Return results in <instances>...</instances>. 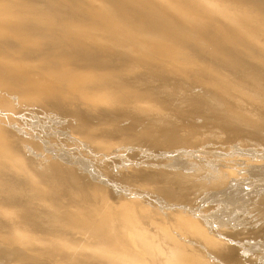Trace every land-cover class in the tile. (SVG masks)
Returning a JSON list of instances; mask_svg holds the SVG:
<instances>
[{
	"label": "bare ground",
	"instance_id": "bare-ground-1",
	"mask_svg": "<svg viewBox=\"0 0 264 264\" xmlns=\"http://www.w3.org/2000/svg\"><path fill=\"white\" fill-rule=\"evenodd\" d=\"M263 156L264 0H0V264H249Z\"/></svg>",
	"mask_w": 264,
	"mask_h": 264
},
{
	"label": "rangeland",
	"instance_id": "rangeland-1",
	"mask_svg": "<svg viewBox=\"0 0 264 264\" xmlns=\"http://www.w3.org/2000/svg\"><path fill=\"white\" fill-rule=\"evenodd\" d=\"M198 90V89H197ZM193 91H194V89L192 90V93H193ZM195 91H196V89H195ZM194 91V94L195 93H198L197 91L195 92ZM199 91V90H198ZM200 92V91H199ZM198 119H199V121L201 122V120H200V118H196L195 119V121H196V123H199V121H198ZM209 133V134H208ZM206 135H208V136H206L207 138H204V139H207V140H204V141H202L201 143H200V145H198L199 147H197L196 148V150L199 152H196V151H193V152H196V154H194L193 152H191V156L189 155V153H181V152H179L180 150L179 149H177V150H179V151H177L176 150V148H175V150L174 149H172L171 151L169 150V152L168 151H166V152H164V153H166L165 154V158L166 159H168V165H170V166H172L173 167V169H177L180 165H178L177 167H176V165L175 164H180L181 163V166H183V165H187L189 162H194L195 164H196V166L195 165H193L192 163V165L193 166H195V167H197L199 164H201V165H204L205 164V168H204V170H205V172L207 171H211V168L210 167H212L211 166V164L212 163H214V162H217V160L218 161H220V158H219V154L218 155H216L217 153H218V151H219V149L221 148V147H224L225 145H228V147L229 146H231L232 144H234L235 142H242V141H239V140H235V141H227V140H225V139H223L222 137H220L216 132H208ZM212 134H213V136H212ZM217 134V135H216ZM220 138H219V137ZM210 137V138H209ZM209 138V139H208ZM211 139H212V141H211ZM214 139V140H213ZM223 139V140H222ZM224 141H225V143H224ZM206 142V146H205V148H204V143ZM214 142H215V144H214ZM231 142V144H229ZM221 143V144H220ZM228 143V144H227ZM203 144V145H202ZM220 146V147H218V146ZM213 147V148H212ZM199 148H201V149H199ZM219 148V149H218ZM194 150H195V148H193ZM203 149H204V151H203ZM211 149V150H210ZM213 149V150H212ZM184 150V149H183ZM187 150V149H186ZM201 150V151H200ZM210 150V152H207V151H209ZM130 151V152H129ZM128 152L127 151H124V153H127V155L126 154H124V153H122V154H124V156H130L129 155V153L131 154V149L129 150ZM174 151V152H173ZM182 151V150H181ZM206 151V152H205ZM216 151H217V153H216ZM232 151V150H231ZM239 151V150H238ZM133 152H135L134 151V149H133ZM143 152V151H142ZM141 151H139V153H138V155H137V157L135 158V159H137V158H141V156H143ZM177 152L179 153V154H177ZM212 152V153H211ZM226 152H228V150L226 151ZM240 152H241V150H240ZM147 153L149 154V157L151 156V157H158V156H156L155 154H159V157L158 158H164V155H162V157H161V153H163V152H161V151H159L158 153L156 152V151H153L152 149H150V150H148L147 151ZM150 153H151V155H150ZM154 153V154H153ZM163 153V154H164ZM144 154L148 157V154H146L145 152H144ZM181 154H182V156H181ZM230 154H231V156H233V155H237L236 153H233V152H230ZM153 155H155V156H153ZM178 155V156H177ZM180 155V156H179ZM200 155V156H199ZM208 156V157H207ZM207 157V158H206ZM237 157V156H236ZM239 157V156H238ZM144 158H146L145 156L144 157H142L141 159H144ZM192 158V159H191ZM194 158H196V159H194ZM219 158V159H218ZM147 159V158H146ZM170 159V160H169ZM177 161V163H175V161ZM263 160H264V156H263ZM172 161V162H171ZM208 161H209V163H208ZM214 161V162H213ZM171 162V163H170ZM174 162V164H172ZM183 162V163H182ZM185 162V163H184ZM188 162V163H187ZM263 162V163H262ZM262 162H260L261 163V166L259 167L260 168V171H259V168H258V174L260 175H258V177L259 178H261V180L263 179V172H264V161H262ZM191 164H188L187 166L188 167H190V165ZM198 164V165H197ZM208 164V165H207ZM175 165V166H174ZM191 165V167L193 168V166ZM209 168H208V167ZM263 166V167H262ZM172 167H171V169H172ZM190 167V168H191ZM194 167V168H195ZM179 168H181V167H179ZM193 168V169H194ZM208 170H207V169ZM209 171V172H210ZM262 172V173H261ZM262 175V176H261ZM256 176V175H255ZM250 179H252V177H250ZM253 180V179H252ZM264 181H262L261 183L259 182V183H254V180H253V183L252 182H248V184L247 185H241V186H238V187H240V188H236V190L234 191L233 190V188H230L231 190H233L234 191V193L232 194V196H231V194H229V190L230 189H227V193H226V191L224 190V192H222L220 195H218V194H213L212 196H208V195H206L207 196V200L206 201H208L207 202V204H209V207H210V211L212 212V217H213V221L215 220V222H218L219 220V222H222V223H225V224H227V226H232L234 223H233V221L235 222L236 220H243V218L245 219V216H247L248 214H246V210H245V207H247L248 206V204H246L244 201L247 199L246 197L248 196V197H252V196H250L251 194H249L251 191H253V190H255L256 188H258L257 187V184H262ZM250 183V184H249ZM264 184V183H263ZM253 185H255V186H253ZM242 188V189H241ZM250 190V191H249ZM220 193V192H219ZM210 194V193H209ZM224 194V195H223ZM236 194V197L234 196ZM154 195V194H153ZM226 195H227V197H226ZM228 195H229V197H228ZM238 195V196H237ZM155 196V195H154ZM213 196H215V197H213ZM245 196V197H244ZM224 197V198H223ZM239 197V198H238ZM243 197V198H242ZM254 197V196H253ZM220 198L223 200H220ZM217 199H219V200H217ZM235 199V200H234ZM236 199H238V200H236ZM230 200H232V201H230ZM234 200V201H233ZM163 201V200H162ZM216 201H219V202H216ZM238 201V202H237ZM214 202H215V204H214ZM224 202H226V204L224 203ZM235 202H237V203H235ZM231 203V205H230V207L228 208V209H226L227 207H228V205ZM235 205H234V204ZM240 203V204H239ZM243 203V204H242ZM214 204V205H213ZM213 205V206H212ZM247 205V206H246ZM217 206V207H216ZM222 206V207H221ZM243 206V207H242ZM216 208V210H215V208ZM221 208V210H220V208ZM226 207V208H225ZM214 208V209H213ZM218 208V209H217ZM242 209H244V210H242ZM213 210V211H212ZM224 210V211H223ZM240 210V211H239ZM218 211V212H217ZM221 211H223V212H221ZM227 211V212H226ZM231 211V212H230ZM217 212V213H216ZM224 213V214H223ZM228 213V214H227ZM243 214V215H242ZM245 214V215H244ZM220 215H222L223 217L225 216V218L223 219V217L222 216H220ZM229 215V217H227ZM231 215V216H230ZM238 215V216H237ZM220 216V217H219ZM242 216V217H241ZM248 216H250V215H248ZM216 217H217V219H216ZM222 217V218H221ZM231 217V218H230ZM235 218V219H233V218ZM239 217V218H238ZM218 218H219V220H218ZM226 218H227V222H229V223H226L225 221H226ZM238 218V219H237ZM241 218V219H240ZM231 221V223H230V221ZM246 224H247V222H245ZM229 224V225H228ZM243 226H245L246 227V225H243ZM264 246V245H263ZM257 248V247H256ZM261 248V249H260ZM260 248H257V249H255L254 250V253H256V254H258V256L256 257L257 258V260H256V258L255 259H253L251 262H249V264H264V257H262V256H264V247H260ZM258 250V251H257ZM263 251V252H262ZM259 252V253H258ZM261 253H262V255H261ZM250 254V253H249ZM249 254H243V255H246V256H248ZM251 255V254H250ZM260 258H262V259H260Z\"/></svg>",
	"mask_w": 264,
	"mask_h": 264
}]
</instances>
